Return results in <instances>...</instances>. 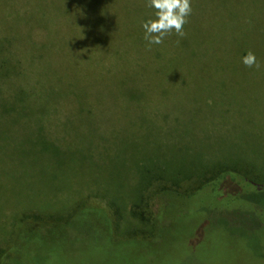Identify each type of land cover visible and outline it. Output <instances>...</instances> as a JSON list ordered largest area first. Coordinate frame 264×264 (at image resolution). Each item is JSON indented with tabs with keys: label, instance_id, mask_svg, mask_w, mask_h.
<instances>
[{
	"label": "rangeland",
	"instance_id": "1",
	"mask_svg": "<svg viewBox=\"0 0 264 264\" xmlns=\"http://www.w3.org/2000/svg\"><path fill=\"white\" fill-rule=\"evenodd\" d=\"M40 1L14 0L13 8L35 14ZM71 6L75 15L78 9ZM191 7L185 36L175 31L167 35L156 45L160 52L155 62L154 53L146 48L144 66L150 69V74L144 73L146 89L139 87L140 75L125 63L117 72L108 69L104 77L95 59L72 58L65 40L85 28L76 22L77 15L75 20L63 16L48 24L57 39L63 37V48L52 59L47 55L30 66L22 58L27 79L35 85L34 97L44 98L45 104L35 107L38 113L27 110V119L16 126L0 120V261L12 247L3 257L6 262L16 256L25 258L26 264L29 257L40 264L52 263L44 256L57 239V244L70 248L69 253L93 246L96 238L106 239L90 217L93 212L84 210L107 206L114 191L123 194V216L133 224L128 219L132 186L141 167L154 165L155 172L198 169L197 162L204 157L222 155L252 163L264 178V0H191ZM37 26L33 39L46 41V25ZM240 43L255 54L259 68L234 61L231 45ZM133 89L138 90L136 96L129 93ZM23 93L14 92L6 105ZM53 94L51 100L45 99ZM26 95L25 106L34 107L31 94ZM44 138L58 151L38 148L37 142L48 143ZM189 181L182 182L186 189L192 186ZM149 198L147 210L156 213L159 196ZM80 201L87 205L70 228L53 230L45 223L44 230L39 229L43 235H34L40 238L38 243L32 240L25 249L19 235L21 217L33 211L43 217L56 210L65 215ZM204 207L208 215L195 216L202 226L197 229L199 222L192 220L194 233H187L197 229L195 235L201 234L192 238L195 244L190 235L172 227L173 221L161 220L154 264H264V210L260 209V223L249 220L246 201L231 193L207 199ZM186 213L190 212L179 214ZM215 231L226 235L210 240L207 234L219 233ZM124 247L126 254L132 248ZM65 251L63 260L68 261Z\"/></svg>",
	"mask_w": 264,
	"mask_h": 264
},
{
	"label": "trees",
	"instance_id": "2",
	"mask_svg": "<svg viewBox=\"0 0 264 264\" xmlns=\"http://www.w3.org/2000/svg\"><path fill=\"white\" fill-rule=\"evenodd\" d=\"M27 1L25 0V3ZM147 2L148 0H41L36 4L40 9L39 12L31 14L25 9L26 13L21 14L18 9L13 8L14 0H0V120H10L13 126H16L22 120L27 119L29 116L27 110H30V113H38L35 107L45 104L44 98L34 97L35 85L29 83L27 74H25L26 70L22 67V61L25 59L32 66L35 60L41 63L47 55L52 59L63 48V37L57 39V32L48 27L63 16L69 21L71 18L77 19L75 16L77 15L79 20L76 22L85 26L81 31L73 32L65 40V43L70 46L74 60L78 58L95 59L104 77L109 75L108 69L117 72L121 70L118 67L119 64L125 63L140 75L139 87L146 89L144 73L150 74V69L144 66L145 50L147 48L148 51L154 53L152 62H155L154 58L158 59L157 54L160 52L156 44L149 45L144 39L145 32L142 23L156 18L155 10L147 7ZM71 3L78 9L75 15L72 13ZM38 24L46 25V41H35L32 37ZM231 47L237 56L235 62L242 60L249 52L245 44L240 43L237 46L231 45ZM32 71L37 76L40 75L37 69H32ZM25 90L31 94L34 107L25 106L24 101L27 99ZM20 91L24 92L23 95L16 97L11 105H6L11 95ZM137 92V89L129 91L131 96H136ZM53 96L56 94L49 95L45 99L51 100ZM53 106L47 109L45 117H51ZM37 120L41 122L44 119L42 117ZM44 139L49 144L45 143L41 146L37 142L38 148L41 150L46 148L52 152L58 151V146L53 141L49 138ZM197 164L198 169L173 172L166 170L155 172L154 165L153 167H141L136 177L137 181L132 186L133 198L129 213L131 219H128L133 224L128 223L123 216L124 204L120 201L123 194L114 191L116 194L113 193L111 200H107V206L88 205L90 208L84 210L89 213L93 212L94 218L91 215L90 217L92 221L95 219L98 224L96 226L101 227V230L106 233V239L96 238L93 246L86 245L76 253H69L70 248L64 247L67 248L65 249L67 251H64L68 254V261L63 260L65 258L64 251L61 249L63 247L57 244L59 241L57 239L55 240L56 246L48 250L49 253L44 256L52 263L46 261L45 264H56L55 261L60 260H63L62 264H74L75 262L80 264H154V246L161 241V220L173 221L172 227L177 228V232L190 235L191 244H195L192 238L201 236V234H195L202 226L195 216L208 215L206 213L208 209L204 207L205 201L209 198L217 200L224 193H231L237 199L245 200L249 208V215L246 217L251 218L249 220L257 224L260 223V209L264 210V178L254 171L255 165L250 162L226 159L222 155L215 158L204 157ZM184 181L191 182L192 186L186 189L182 185ZM150 195L159 196L160 207L156 213H150L147 210ZM168 199L171 200L168 201ZM85 205L87 204L83 201L77 202L65 215L60 214L59 210L46 217L34 211L24 215L19 221V227H22L19 232L22 245L24 244L25 249L29 250L30 241L34 240V243H38L36 239L40 238L34 235H43L39 229L44 230L41 226L45 223L48 224V229L70 228L71 221ZM194 207L196 209L192 211ZM253 211L258 212V215L256 216ZM180 212L190 213L180 215ZM192 220L198 221L200 225L195 234H187L194 233L195 226L191 223ZM215 232L219 233L207 234L210 240L212 237L219 238L221 235H226L224 231ZM124 246L132 247L127 249V254L124 253ZM9 249L12 250V247ZM9 249L2 253L0 264H26L24 263L25 258L16 256L6 262L3 257L10 251ZM29 258L26 259L27 264H40L38 259Z\"/></svg>",
	"mask_w": 264,
	"mask_h": 264
},
{
	"label": "clouds",
	"instance_id": "3",
	"mask_svg": "<svg viewBox=\"0 0 264 264\" xmlns=\"http://www.w3.org/2000/svg\"><path fill=\"white\" fill-rule=\"evenodd\" d=\"M146 6L155 10L156 17L142 23L144 39L149 45L162 44L164 38L173 31L180 37L185 36L184 25L192 12L191 0H148ZM242 62L249 68L260 67L251 51L242 58Z\"/></svg>",
	"mask_w": 264,
	"mask_h": 264
}]
</instances>
